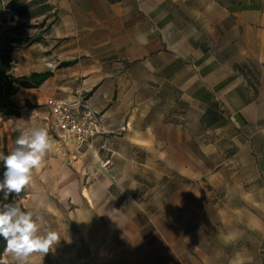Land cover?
<instances>
[{
  "label": "crops",
  "instance_id": "obj_1",
  "mask_svg": "<svg viewBox=\"0 0 264 264\" xmlns=\"http://www.w3.org/2000/svg\"><path fill=\"white\" fill-rule=\"evenodd\" d=\"M14 1L49 29L0 19V52L15 75L51 71L0 111V153L14 126L50 141L16 204L42 200L56 232L108 220L124 239L106 264H264V0ZM50 96L100 115L91 147L61 135Z\"/></svg>",
  "mask_w": 264,
  "mask_h": 264
},
{
  "label": "clouds",
  "instance_id": "obj_2",
  "mask_svg": "<svg viewBox=\"0 0 264 264\" xmlns=\"http://www.w3.org/2000/svg\"><path fill=\"white\" fill-rule=\"evenodd\" d=\"M15 148L7 155L0 153L5 171L0 181L4 200L12 193L19 195L32 181V169L38 167L50 148L48 132L43 127L20 131ZM43 207L41 200L36 210H23L15 202L0 203V237L5 242V251L17 264H27L33 253L43 256L55 250L58 233L43 222L37 214Z\"/></svg>",
  "mask_w": 264,
  "mask_h": 264
},
{
  "label": "rangeland",
  "instance_id": "obj_3",
  "mask_svg": "<svg viewBox=\"0 0 264 264\" xmlns=\"http://www.w3.org/2000/svg\"><path fill=\"white\" fill-rule=\"evenodd\" d=\"M33 11L34 8H31L30 5L18 6V3L14 0H0L1 21H6L9 17V20L14 22L16 19L11 15L23 16L26 18L24 23L27 26L36 27L34 33L40 36L43 32L48 31L49 22L42 21L41 18H29ZM23 119L28 120L26 117ZM20 131L21 128L19 126H14L12 137L15 140L20 135ZM53 137L57 138L54 132ZM52 142L55 144V139H52ZM127 191L128 189L126 188L118 189V196H124ZM2 198H4L3 195ZM15 200H20L18 195L15 196ZM69 207L71 210L73 205L69 203ZM109 225L110 222L103 219V217L96 222V220L91 218L80 220L70 214L69 228L57 231L60 240L55 245V250L49 251L44 256L33 253L29 256L27 264H106L109 259V241L111 240L114 243L124 239L118 232H115V229H113V234L111 233L112 235L109 236ZM111 225H114V223H111ZM97 230H100V237L96 235ZM94 248L95 252H92ZM1 259H6L10 264H16L17 262L10 254H1Z\"/></svg>",
  "mask_w": 264,
  "mask_h": 264
},
{
  "label": "built area",
  "instance_id": "obj_4",
  "mask_svg": "<svg viewBox=\"0 0 264 264\" xmlns=\"http://www.w3.org/2000/svg\"><path fill=\"white\" fill-rule=\"evenodd\" d=\"M50 116L66 139L75 140L78 147H91L96 135L101 130V118L97 112L90 107L79 103L67 102L58 96H50L46 100ZM101 148L106 143H101ZM111 163L110 157L100 160V165L106 167Z\"/></svg>",
  "mask_w": 264,
  "mask_h": 264
},
{
  "label": "trees",
  "instance_id": "obj_5",
  "mask_svg": "<svg viewBox=\"0 0 264 264\" xmlns=\"http://www.w3.org/2000/svg\"><path fill=\"white\" fill-rule=\"evenodd\" d=\"M13 42L22 41L29 43L35 38L25 36L21 39L12 38ZM12 45H10L11 47ZM13 58L8 51L0 52V111L4 114L19 116L20 107L17 103L12 101L11 96L15 94L21 87H38L46 78L51 75V71H33L28 75H15L12 71ZM5 171L3 162L0 161V181L3 180V173ZM26 188L18 195L23 196ZM3 193L0 192V203H16L15 193L8 196L7 200L2 198ZM6 245L3 238L0 237V255L3 253Z\"/></svg>",
  "mask_w": 264,
  "mask_h": 264
},
{
  "label": "water",
  "instance_id": "obj_6",
  "mask_svg": "<svg viewBox=\"0 0 264 264\" xmlns=\"http://www.w3.org/2000/svg\"><path fill=\"white\" fill-rule=\"evenodd\" d=\"M1 263H2V264H7L5 261H0V264H1Z\"/></svg>",
  "mask_w": 264,
  "mask_h": 264
},
{
  "label": "bare ground",
  "instance_id": "obj_7",
  "mask_svg": "<svg viewBox=\"0 0 264 264\" xmlns=\"http://www.w3.org/2000/svg\"><path fill=\"white\" fill-rule=\"evenodd\" d=\"M0 261H4V260H0ZM2 264V263H1Z\"/></svg>",
  "mask_w": 264,
  "mask_h": 264
}]
</instances>
